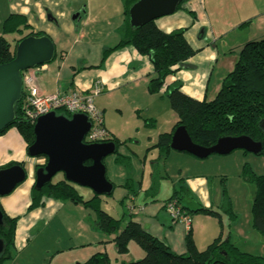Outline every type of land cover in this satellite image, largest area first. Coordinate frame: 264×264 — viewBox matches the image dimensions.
I'll return each instance as SVG.
<instances>
[{"label": "crops", "instance_id": "0c3cea01", "mask_svg": "<svg viewBox=\"0 0 264 264\" xmlns=\"http://www.w3.org/2000/svg\"><path fill=\"white\" fill-rule=\"evenodd\" d=\"M208 1H214L210 8L206 7ZM9 15L24 17L33 32L44 34L54 45L55 55L51 64L25 71L32 77L39 92L43 95L70 89L86 92L98 83L102 91L95 98V103L102 112L104 127L113 139L134 140L131 133L119 135L117 129L104 119V113L111 110L110 101L121 104L120 100L123 99L132 101L138 95L145 97L148 103L141 106V110L137 111L139 115H136L143 116L141 121H154L153 126H146L144 121L137 125L142 127L143 137L139 141L147 149L156 144L160 134L171 133L178 120L165 98L167 88L180 83L181 91L188 97L197 101H211L219 91L225 74L232 71L243 45L264 38V0H185L174 14L159 18L154 24L165 33L184 29V39L196 53L184 63L185 68L165 78L158 94L148 95L146 86L154 77V70L147 56L140 55L132 46H125L112 51L101 61L103 51L119 42L117 30L124 19L122 0H0V26ZM7 36H13V40L16 38L14 35ZM137 133L140 131L137 130ZM169 156L171 168L165 165V171L175 168L177 173L178 167L182 168V175L174 176L179 180H187L183 191L193 206L185 205L174 188L163 202L177 199L190 217L189 226L172 222L165 211V203L156 208L157 204L147 201L157 191L158 160L166 164ZM146 160L151 170L148 174V191L142 200L146 214H142V211L131 213L128 220L122 222V228L128 221H133L175 254L186 252L185 238L190 232L196 248L204 250L219 234L215 228H206L208 218H197L206 214L191 213L207 206L213 207L211 204L201 205L200 197H197L198 188H206L205 179H202L206 178L204 173H190L188 170L199 167L201 159L175 151L162 159L159 158L158 150L152 148L149 157L143 162ZM175 161L181 166L173 165ZM45 162L43 157L30 158L27 155L26 144L14 127L0 135V168L21 163L26 174L24 182L12 193L0 197L2 212L9 218H17L14 238L16 249L24 244V239L27 240L26 246L20 252L14 250V258L6 264H31L35 255L41 257L44 263L49 258L48 264H82L89 252L90 255L106 253V246H100L97 241L101 244L110 243L114 256L119 257L114 264L133 262L144 255L142 250L132 248L131 243L127 253L117 255L113 244L115 235L100 236V232L93 230L90 225L92 215L81 205L44 199L42 206L28 211L35 167H41ZM203 166L207 168L205 164ZM169 175L166 172L164 176L170 179ZM106 178L112 183L108 176ZM133 185L130 182L128 188L131 190ZM138 188L140 192V184ZM84 189L89 191L86 192L89 195L91 191ZM132 195L135 204L134 191L125 192L123 200ZM73 222L76 235L74 239L70 235L65 236L69 238L68 242L51 229L53 226L70 229ZM40 235L53 238L52 251L46 244L49 239H43L40 245L36 244ZM99 237H102L101 241ZM34 248L36 250L32 253ZM79 248H84L80 250L81 254L77 253ZM88 248H92L91 251Z\"/></svg>", "mask_w": 264, "mask_h": 264}, {"label": "trees", "instance_id": "16d2710c", "mask_svg": "<svg viewBox=\"0 0 264 264\" xmlns=\"http://www.w3.org/2000/svg\"><path fill=\"white\" fill-rule=\"evenodd\" d=\"M136 1L138 0H122L124 19L117 30L119 42L113 48L103 51L101 61L103 62L114 50L125 46L134 47L140 55L148 57L154 70V77L147 84L148 93L158 94L164 85L165 78L185 68L184 63L196 52L184 39V29L165 33L154 22L140 28H131L128 10ZM1 33L0 65L13 60L14 48L23 38L45 36L40 32H33L25 18L19 15H9L1 25ZM7 35L16 36L13 40V47L5 38ZM165 98L178 120L172 132L160 134L156 144L152 147L158 150L159 158L164 159L172 151L170 149L171 136L180 126L185 128L194 144L202 147H211L222 137H249L262 144V152L259 156L264 157V38L243 45L232 71L223 78L219 91L211 101H197L188 97L181 91L180 83H174L167 88ZM56 113L67 118L71 116L65 110H57ZM15 115V120L2 130L0 135L14 127L28 148L34 141L33 125L22 114L21 100L15 106ZM144 124L153 126L154 121L144 120ZM111 142L115 146L118 145L113 138ZM122 162H124L122 158H115V163ZM89 164V162L86 163V165ZM12 166L23 167L21 163H15L0 168V170ZM39 167L36 166V170ZM243 178L255 186V195L251 203V225L264 239V176H256L248 167H245ZM126 186L125 184L124 187ZM76 187L66 182L64 177L55 183L50 181L40 190H36L33 186L30 190L28 211L42 206L44 199L70 202L91 210L95 216L90 222L92 229L106 235H115L113 244L117 255L127 253L130 243H135L143 251L142 259L122 264H264V255L252 256L240 252L230 242L229 236L222 239L218 235L204 250L199 251L189 232L185 238L186 252L175 254L133 221H128L122 228V219H115L100 209V196L93 195L85 200L79 195ZM224 188L223 186V190ZM224 204L226 211L230 214V204L225 190L223 191V206ZM0 211L3 216L0 240L4 244L0 264H6L14 258L17 218H9L1 209ZM191 213L218 216L203 208L193 210ZM82 264H110V260L106 253H95Z\"/></svg>", "mask_w": 264, "mask_h": 264}, {"label": "rangeland", "instance_id": "374dc122", "mask_svg": "<svg viewBox=\"0 0 264 264\" xmlns=\"http://www.w3.org/2000/svg\"><path fill=\"white\" fill-rule=\"evenodd\" d=\"M213 2L214 1H208L206 7L210 8L211 5L213 6ZM1 34L2 33L0 26V35ZM6 39L10 42L11 46L13 47V36H7ZM148 95L152 94L148 93ZM110 102L112 105L110 106L111 110H107V114L104 113V119L109 125H112V127H115L117 129L119 135L131 133V137H133L134 140H127V138L116 140L118 142V145L116 146L117 155H110L103 160L106 177L108 176L109 180L113 183L114 189L110 196H100V209L115 219H122L123 222L128 220L131 214L127 210L125 200L128 198H132L134 201L133 195L127 196L123 200L124 193L134 191V193H136L135 206L143 207L142 200L146 197L145 193L148 191V174L151 170L149 161L146 160L145 163L143 161L149 157V153L152 148L150 147L147 149L144 147L143 143L141 142V137H143L142 127L141 125L140 127L137 126L139 125V123L144 121H141V119H143V116H138L139 113L137 111H140V107L148 102L147 100H145V97H139V95L137 98L132 99V101L129 99L120 100L121 104H116L115 101ZM136 113H138V115H136ZM136 116H138V118ZM137 130H139L140 133H137ZM171 156H169L168 161H166V164L161 159L158 160V178L156 185L157 191L153 195V198L152 196H150L149 198H147V201H150L151 204H157L156 208H158L160 205L162 207L165 203L163 202V200L169 197V195L172 193V189L174 188L176 193L180 195L183 203L191 207L193 206V203L183 191V186L187 185V180H179L174 176H178V174L182 175V168L178 167L177 173L175 168H173L172 171H165V165L166 167L168 165L169 169L171 168ZM116 157L122 158L124 162L119 164L115 163ZM204 160L205 161L201 160L198 163L199 167L195 166L193 168H189L188 170L190 173L203 172L206 176V178H202L203 180L205 179L206 188L199 187L197 190V194L199 196L197 197H200V200L202 202L200 203L201 205H213V207L211 208L207 206L203 209L214 212L218 214V216L199 215L197 216V218H208L209 222L206 223V228L217 229V232L222 237V239H225L227 236H230V242L234 244L240 252L252 256H263L264 239L252 228L251 225V203L255 195V186L249 184L247 181L244 180L243 171L245 170V167H248L254 175L264 176V157L255 156L249 153H243L240 150H236L225 156L212 155ZM203 164H205V167L207 168H204ZM173 165L181 166L178 164V161H175ZM166 172H169L170 179H166V177L164 176ZM119 173L123 175L119 176ZM60 178H63V175L61 173H58L51 179V182L55 183ZM130 182L134 183L133 188H131V190L128 188ZM125 184H127L126 187H124ZM139 184L141 187L140 192L138 188ZM223 186L225 187L224 190L226 192V197L230 204V214L228 213V211H226V205L224 204L223 206ZM76 190L78 191L79 195L82 196L85 200L90 199L92 197V193L90 192L89 195H86V192L89 191L85 190L82 187L77 186ZM82 208L91 213L93 221L95 218L93 212L89 209H85L83 206ZM134 212L138 213L136 211ZM141 213L146 214L144 209ZM193 218H195V216ZM198 224H200V221L198 222ZM73 225L74 222L72 223V226H70V229H67L65 227L61 228L57 226H53L51 227V229L54 233L57 232V235H59L62 240H67L68 242L70 240L68 237L65 238V236L70 235L69 237L74 239V236L76 235V229L75 227H73ZM192 227H194V225ZM100 234H102L100 236H108L101 232ZM44 237L43 235H40V239L38 242H36V244L40 245L43 242V239H49L47 241L48 243L46 244L48 248L52 251L53 238L50 239L46 235ZM99 239L101 241L102 237H99ZM23 242L24 244L21 247L18 246V249H16V246L14 245V249L17 250V252H20L26 246L27 240L24 239ZM96 243L100 244V246H106L105 252L111 264L117 262L119 257H116V255L114 256V249L111 247L110 243L101 244L98 243V241ZM131 246L132 248L141 251V248L135 245V243H131ZM83 249L84 248H79L77 253L81 254L82 252H80V250ZM91 249L88 248L89 251H91ZM32 250H34L32 252L34 253L36 249L34 248ZM90 254L91 252H89L87 256L88 258L93 255ZM142 258L143 256L141 258H136L135 261H138ZM49 261L50 259L46 258V262L44 263L41 257L35 255L31 259V264H48ZM18 264H23V262Z\"/></svg>", "mask_w": 264, "mask_h": 264}, {"label": "water", "instance_id": "95a60500", "mask_svg": "<svg viewBox=\"0 0 264 264\" xmlns=\"http://www.w3.org/2000/svg\"><path fill=\"white\" fill-rule=\"evenodd\" d=\"M184 0H138L128 10L131 28H140L155 20L174 14ZM55 55L54 45L46 36H28L17 43L12 61L0 65V132L16 118L15 106L21 100L24 71L50 64ZM84 115L70 118L50 112L40 116L33 125L34 141L27 148L30 158L43 157L45 164L35 171L34 188L40 190L58 173L66 182L89 189L96 196H110L113 185L106 178L103 160L115 154L113 142L84 144L89 130ZM170 149L197 159L212 155L225 156L240 150L255 156L262 152V144L246 136L222 137L211 147L194 144L184 127L174 130ZM89 162V165L86 163ZM26 179L24 168L12 166L0 170V197L7 196ZM3 216L0 211V227ZM4 244L0 240V255Z\"/></svg>", "mask_w": 264, "mask_h": 264}, {"label": "built area", "instance_id": "2783aa9c", "mask_svg": "<svg viewBox=\"0 0 264 264\" xmlns=\"http://www.w3.org/2000/svg\"><path fill=\"white\" fill-rule=\"evenodd\" d=\"M22 95L21 111L24 118L34 125L36 120L43 115L57 110H65L70 115H84L89 122V130L84 136V144H102L111 142L112 137L104 127L101 110L95 104V98L101 93V86L96 83L88 91L82 92L74 89L56 92L51 95H43L34 85L32 77L21 74ZM126 201L127 210L130 213L141 212L143 207H137L132 198ZM170 220L176 223L190 225V217L183 210L177 199H172L164 204Z\"/></svg>", "mask_w": 264, "mask_h": 264}]
</instances>
